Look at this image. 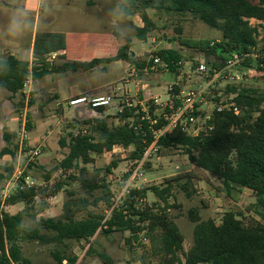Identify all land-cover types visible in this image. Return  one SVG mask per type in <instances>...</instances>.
I'll use <instances>...</instances> for the list:
<instances>
[{"label":"trees","instance_id":"1","mask_svg":"<svg viewBox=\"0 0 264 264\" xmlns=\"http://www.w3.org/2000/svg\"><path fill=\"white\" fill-rule=\"evenodd\" d=\"M156 2L158 4L155 5ZM148 8L188 13L210 28L220 31L221 40L218 43L199 40L186 43L185 46L207 56L216 55L221 58L220 64H212L209 68L222 67L228 58L246 55L242 66L254 68L260 75V81L264 82V36L261 40L258 39L259 28L264 33V0H122L119 11L126 18L139 9L143 10V26L135 28L139 40H145L153 26L145 12ZM251 20L258 22V25L251 24ZM129 48L126 43L113 57L92 59L89 62L62 61L52 64L48 69L35 67L31 71L27 62L7 57L0 60V88L14 95L23 90L29 76L37 80L51 73L89 71L115 61H124L142 68L132 59ZM157 56L170 63L171 72L175 70L171 62L182 61L181 53L171 48L159 50ZM228 92L234 94L230 101L233 107L213 112L211 131L191 137L180 130H174L162 137L158 146L164 149H181L195 167L210 174L226 188L252 191L255 196L253 208L264 219V89L229 87ZM154 108L151 103V114ZM233 108L238 110V114L233 112ZM104 110L98 109L96 112L101 114ZM136 110L123 109L115 117L121 124L114 127L105 119H97L93 128L98 133L97 139L85 133L69 135L68 154L60 162V167L66 170L76 169L79 173L85 172V168H79L80 163L87 165L91 162L92 153H108L116 145L133 147L130 160H139L151 140L148 134L143 135L146 128L144 123L143 129L134 130L140 116ZM26 127L28 130L31 127L29 118ZM12 136L7 132L3 133L6 142ZM59 142L62 147L66 146L64 140ZM8 155L14 154L5 146L0 150V159ZM115 167L114 162L110 163L105 173L111 174ZM0 169L4 171V175L0 174L2 181L10 177L14 168L9 165ZM182 177L179 175L167 179L163 187L131 190L103 224L104 216L87 212L91 204L85 198H79L73 203L66 202L59 218H42L39 220V228H25L22 225L25 212L28 209L33 210L31 203L37 193L34 188L17 191L3 205L0 203V264H31L23 256L21 241L53 244L56 248L51 252L54 261L52 264H76L77 257L67 254L66 242H90L99 233L126 231L135 238L137 232L146 228L151 231L158 230L153 250L161 257L160 264H264V224L254 218L245 223L237 214L226 212L220 223L216 224L213 219L200 220L197 212L191 210L188 216L194 223L193 244L187 252H183V237L166 214V209L160 213L153 211V208L140 207L139 204L147 192H151L166 205L175 187L188 197L191 196L189 190L192 188V180L187 176L182 181ZM68 179L78 182L90 192L101 190L102 195L94 200V205L99 202L108 207L111 205L113 194L104 179L88 180L74 174L69 175ZM64 184L59 183L52 194H57ZM20 203L26 205L24 211L11 215L3 210V206ZM83 211L87 212L86 217L75 219V214ZM100 259L103 264H113L111 258L105 254H100Z\"/></svg>","mask_w":264,"mask_h":264},{"label":"rangeland","instance_id":"2","mask_svg":"<svg viewBox=\"0 0 264 264\" xmlns=\"http://www.w3.org/2000/svg\"><path fill=\"white\" fill-rule=\"evenodd\" d=\"M94 1L97 6L89 8L91 9L89 14L99 16L100 24L93 26L83 23L77 24L76 27L79 30L102 32L104 28L108 29L114 26L113 28L119 34L117 38L120 45L129 44L132 59L143 68L148 65L152 57L157 56L159 50L165 48L178 50L184 65L196 64L203 60L209 68L212 64L222 62L221 58L216 55L207 56L201 51L185 46L186 43L189 44L193 41L208 40L211 43H218L221 40L220 31L203 24L191 14L167 11L164 8H148L145 12L153 26L146 34L145 40H139L135 23L143 26L142 9L135 11V16L138 18L130 20L119 12L117 5L122 0ZM251 24L258 25V22L251 20ZM57 27L59 28V25ZM259 31L258 39L261 40L264 33L261 28ZM132 68L137 72L136 77L131 76ZM230 73L238 75L241 80L233 83L225 78L219 79L213 96L202 108V119L205 116L212 117L216 104L231 103L234 94L228 92L229 87L264 89V82L260 81V75L254 68L241 65L235 67ZM71 74L72 77L69 76L68 80L58 82L55 86L47 85L43 83V80L33 82L24 88V93L19 92L13 96L5 89L0 88V150L7 146L14 154L1 158L0 167L12 165L13 171L16 166L19 167L25 176L34 182L33 188L37 193L31 203L33 210L28 209L22 221L23 227L28 229L39 228V220L42 218H59L63 212V205L66 202L73 203L79 198H85L91 204L87 212L104 216L109 207L105 206L103 202H99L97 205L93 204L94 200L102 195V191L85 190L78 182L68 179L69 175H80L88 180L104 179L116 200L119 197V189L123 184L126 170L134 163L133 160H130L134 148L116 145L113 147L112 153H92L89 164L80 163L79 168H85V172L79 173L76 169L61 168L60 162L68 154L69 135L85 133L97 139L98 133H95L93 129L95 121L105 119L110 126H118L121 122L115 117L122 112H119L117 105L105 109L101 114L97 112L88 114L85 108L73 110L68 106V99L62 103L60 97H52L54 92L52 89L58 90L62 98L67 96L72 87L76 90H83L81 96L112 95L117 103L120 97L116 90L118 87L132 90L131 95H133L137 81L152 80L155 85L148 88L149 92L150 89H154L155 94L165 100L167 87L177 82L176 77L170 73L147 72L141 67L128 65L124 61H115L97 66L89 71L79 70L71 72ZM131 78L136 82L125 83V79ZM196 82L200 83L201 81L198 79ZM37 93L42 94L36 96ZM134 98L131 96L129 99L133 101ZM9 115H13L17 120L14 124L6 127L5 122ZM23 118L25 123L29 118L31 126L29 130L27 127L25 128L27 142L33 146H43L40 156L29 165H26V154L19 150L18 133ZM203 131L200 130V132ZM4 132L13 135L8 142L3 139ZM60 140H64L65 147L60 145ZM112 162L116 164V167L111 170V174H106L105 169ZM142 173L144 180L134 186L137 189L151 186L163 187L167 179L179 175L183 176L182 181L187 176L191 178L192 188L189 190L192 193L191 196L188 197L175 187L167 205L158 200L151 192H147L144 200L139 204L142 209L153 208V211L160 213L166 209V214L176 224L183 237V252H187L193 244L194 223L188 216L191 210L197 212L200 220L213 219L216 224L220 223L222 215L226 212L237 214L245 223L254 218L264 224V219L259 217L253 208L255 196L252 191L244 188H226L210 174L195 167L179 148H159L145 163ZM0 174L4 175V171L1 169ZM61 182L65 183L61 190L57 194H52L55 187ZM4 185L5 181H0V191ZM13 193L15 192L11 190L9 196ZM25 208L24 203L3 206V210L10 214L24 211ZM72 208L75 209V206ZM87 212L76 213L75 219L85 218ZM41 232L49 235V233ZM157 235V229L151 231L146 228V230L137 232L135 238L128 231L110 234L99 233L91 238L90 242L69 241L65 244L67 245V254L77 257L76 264H103L100 254L110 257L113 264H160L161 257L156 255L153 250V242ZM20 245L23 256L31 264H52L54 262L51 252L55 250V245L43 244L38 241H21ZM89 248L91 249L89 250Z\"/></svg>","mask_w":264,"mask_h":264},{"label":"built area","instance_id":"3","mask_svg":"<svg viewBox=\"0 0 264 264\" xmlns=\"http://www.w3.org/2000/svg\"><path fill=\"white\" fill-rule=\"evenodd\" d=\"M244 56H235L228 58L222 67L208 68L203 60L196 64H186L180 60L177 62H171L175 67L174 72L170 70V63L164 61L159 56H154L148 62V65L144 67V71L170 73L176 77V83L167 87V98L163 100L159 95L144 94L146 91L142 85H137L135 79H125V83H135V94L131 95L132 90H126L123 87H118L116 90L120 94L118 102L112 95H96V96H79L68 100V106L73 109L85 108L91 113L96 112L98 109H107L117 105L119 112L123 109H137L136 113L139 114L138 123L134 125V130L143 129V123L145 124V131L143 135L148 134L150 137V143L145 147L141 158L134 161L129 169L126 170L123 184L119 191V197L115 200L112 199L111 205L105 212L102 224L111 217L112 211L117 207L120 202L129 195L130 191L137 189L134 186L144 180L143 168L145 163L151 158L152 153L159 149L158 141L169 135L174 130H180L181 132L196 137L201 132H209L212 130L210 124L212 117L205 116L201 118L202 108L208 103L216 89V84L219 79H228L233 83L241 80L238 75L231 74L230 72L235 68L242 65ZM254 57V55H251ZM56 54L44 55L45 60L54 61ZM39 67L36 60L29 62V70ZM131 76L136 77L137 72L134 68L131 69ZM29 76L26 82L29 81ZM201 82H196L197 80ZM25 82V83H26ZM142 96L139 97L138 93ZM135 97L133 101L129 98ZM233 98V97H232ZM153 104L154 111L150 113V104ZM215 111L221 112L225 109H231L232 103L228 104H216ZM159 111V113H156ZM233 112L238 114V110L233 108ZM25 124V121H24ZM202 128V129H201ZM20 144L19 150L25 151L27 163L32 164L40 156L43 150V146H30L26 137L24 128L19 134ZM34 182L28 177L23 176V171L17 167L13 171V175L5 186L0 191V203L2 204L13 190L24 191L29 188H33ZM105 228V227H104Z\"/></svg>","mask_w":264,"mask_h":264},{"label":"crops","instance_id":"4","mask_svg":"<svg viewBox=\"0 0 264 264\" xmlns=\"http://www.w3.org/2000/svg\"><path fill=\"white\" fill-rule=\"evenodd\" d=\"M96 6L97 3L94 0H0V60L14 57L28 64L36 60L39 65L37 68L48 69L52 64H58L60 60L89 62L92 59L115 56L123 45H120L118 41L119 34L113 28L114 26L108 29L104 28L102 32L79 30L76 27L77 24L83 23L93 26L100 24L99 16L89 14V10H91L89 8ZM135 15L134 12L127 18L134 20L136 17L138 18ZM135 24H137L136 28H141L138 23ZM55 25L56 27H54ZM50 54L57 55L54 61L45 60L44 55ZM142 69L144 68L142 67ZM69 76L72 77L71 72L51 73L37 80L30 78L24 88L39 80H43V83L47 85L55 86L58 82L68 80ZM137 85L146 88L144 94L158 95L155 94L154 89H150V92L148 90L155 85L152 80L138 81ZM24 88L19 92L24 93ZM52 91H54L52 97H60L62 103L67 99L81 96L83 92V90H76L72 87L67 96L62 98L58 90L52 89ZM42 93H37L36 96ZM141 94L143 93L139 92L138 96L141 97ZM87 113L91 114L89 110ZM15 120L17 119H14L13 115H9L5 122L6 127L14 124ZM20 125L18 135L23 128L24 130L26 128L24 118ZM28 144L33 146L30 142ZM108 153H112V150ZM12 175L13 172L10 177L2 181H5L6 184ZM23 176L27 177L24 173Z\"/></svg>","mask_w":264,"mask_h":264}]
</instances>
